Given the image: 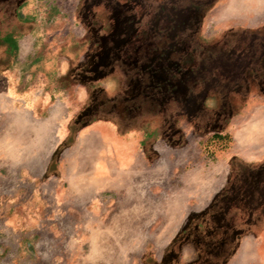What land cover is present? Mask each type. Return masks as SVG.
Segmentation results:
<instances>
[{"label": "crops", "instance_id": "obj_1", "mask_svg": "<svg viewBox=\"0 0 264 264\" xmlns=\"http://www.w3.org/2000/svg\"><path fill=\"white\" fill-rule=\"evenodd\" d=\"M0 88L19 105L0 118L17 135L9 165L98 187L173 184L177 167L165 232L199 231L202 262L204 214L226 215L211 221L210 258L264 264V0H0ZM223 198L236 219L214 207Z\"/></svg>", "mask_w": 264, "mask_h": 264}, {"label": "rangeland", "instance_id": "obj_2", "mask_svg": "<svg viewBox=\"0 0 264 264\" xmlns=\"http://www.w3.org/2000/svg\"><path fill=\"white\" fill-rule=\"evenodd\" d=\"M31 76L27 73L22 87L28 94L34 93ZM38 84L42 85L40 80H36ZM35 92L40 93V89ZM18 106L0 101V118L17 112ZM92 106L96 111L97 105ZM44 107L25 105V111L45 115ZM90 107L84 111H91ZM79 109L83 110L82 105ZM33 143L34 136L26 137V144ZM16 145L17 135L0 120V264H221L210 258L208 237L211 221L223 222L226 215L213 218L204 214L206 232L196 241L202 262H195L198 256L189 237L199 231L190 227L179 237L165 232L179 201L175 194L164 195L167 189L171 192L175 188L179 168L171 169L173 184H151L142 179L98 187L82 183L77 173L75 182L67 183L66 172L55 167L9 165L17 159ZM215 154V148L205 147L201 159L209 164ZM216 203L217 210H228L235 219L239 216L229 200ZM187 236L191 248L183 249L179 242ZM180 254L185 255L180 258L184 260L179 259Z\"/></svg>", "mask_w": 264, "mask_h": 264}]
</instances>
